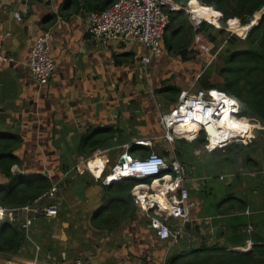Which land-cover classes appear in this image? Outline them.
<instances>
[{
    "label": "crops",
    "instance_id": "1",
    "mask_svg": "<svg viewBox=\"0 0 264 264\" xmlns=\"http://www.w3.org/2000/svg\"><path fill=\"white\" fill-rule=\"evenodd\" d=\"M191 2L198 5L196 0L186 3ZM89 4L98 5V0H0L3 53L14 59L0 69V192L35 180H47L58 188L55 198L41 202V206L57 205V216L35 222L30 241L24 242L18 256H12L13 262L5 264H27L35 256L38 264H74L76 260L81 264H168L202 247L224 246L228 252L246 255L263 245L261 141L242 151L229 146L212 152L205 151L200 140L174 141L180 161L188 167L186 185L192 204V224L175 245L155 237L133 198L122 197L115 186H101L85 165H77L98 154L96 162L108 172L125 146L134 157L155 151L167 158L171 146L167 151L161 142L159 115L172 108L180 92H193L199 77L198 61L178 55L184 41L177 38L189 36L184 12L173 15L170 49L167 39L161 41V56L143 66L141 46L127 48L91 37L86 24ZM14 13L21 14L20 22ZM42 32L50 33L48 45L56 68L50 82L39 87L30 81L26 64ZM187 37L183 38L186 50L192 39ZM170 50H175L176 61L169 58ZM136 142H150V146ZM90 143L97 144L94 150ZM7 165L10 176L3 171ZM115 198L123 201L115 202ZM96 214L100 216L94 219ZM22 218L23 214L17 215L13 223L20 226ZM160 219L170 227L179 225L177 220ZM98 225L106 229L99 230ZM46 252L50 259L42 256Z\"/></svg>",
    "mask_w": 264,
    "mask_h": 264
},
{
    "label": "built area",
    "instance_id": "2",
    "mask_svg": "<svg viewBox=\"0 0 264 264\" xmlns=\"http://www.w3.org/2000/svg\"><path fill=\"white\" fill-rule=\"evenodd\" d=\"M178 12H184L192 24L194 35L190 50L193 54L208 53L209 44L203 39V33L197 31L203 23L215 29H219V26L198 17L190 3L183 5L177 0H113L102 11L94 10L87 13L86 24L88 33L96 41L118 42L127 48L132 45L141 46L143 52L140 61L143 66H149L153 59L161 56V41L171 25L173 15ZM13 17L18 22L22 19L19 13H14ZM49 40L48 32H42L34 40L26 64L30 81L39 87L50 82L56 68L55 60L50 53ZM4 42L5 36L0 31V69L2 65L14 62L11 55L3 53ZM222 114L228 116L230 122L236 123L244 133L240 135L230 133V137L227 138L226 130L221 125L224 118L221 117ZM188 124L198 125L191 133V139H188L189 132L185 131L188 130L185 128ZM159 125L163 130L161 142L171 146L167 158L155 151L144 157H134L127 153L129 147L125 146V151L119 158L122 159V163H116L108 172H105L103 163L96 162L100 157L98 154L90 159H81L77 165H85L93 180L104 187L120 185L129 179L138 181L131 188L134 205L148 220L149 228L155 232V237L159 241H170L171 245H175L183 237L186 226L192 224L189 218L192 204L186 185L188 167L180 161L172 146L174 141L182 139L191 142L204 136L205 151L224 150L232 143L245 144L248 139L254 138L252 132L256 126L240 115V106L234 98L216 89L203 88L193 92L187 90L180 92L172 108L160 113ZM209 129L217 131L218 135L214 137L217 140L214 142L210 140ZM135 145L150 146V142H136ZM148 179L152 182L149 185L143 184ZM57 191L58 188L54 185L49 193L37 197L32 204L19 209L8 210L0 207V226L7 220L14 222L17 215L23 214L20 227L24 230V238L30 241V227L35 222L57 216L55 205L41 206L45 199L55 198ZM160 218L177 220L179 225L170 227ZM47 259H50L49 255ZM38 262L35 256L27 264ZM74 264L81 263L76 260Z\"/></svg>",
    "mask_w": 264,
    "mask_h": 264
},
{
    "label": "trees",
    "instance_id": "3",
    "mask_svg": "<svg viewBox=\"0 0 264 264\" xmlns=\"http://www.w3.org/2000/svg\"><path fill=\"white\" fill-rule=\"evenodd\" d=\"M113 0H98V5L89 4L88 10L102 11ZM188 0H185L183 5ZM198 5L204 9H211L222 16L220 25L224 26L225 22L228 23L232 20H238L241 25L250 23V19L258 12L264 9V0H196ZM173 22V17L172 21ZM171 26V25H170ZM186 28V27H185ZM244 28V27H242ZM189 35L192 37L194 32L188 27L186 28ZM214 28L210 25L203 23L197 32L205 33L206 31H213ZM223 29L219 31L223 34ZM185 33V32H183ZM187 37L184 34L177 38V42L183 40L184 43L180 44L178 55L182 60L188 56L186 47ZM211 42L215 39L208 35ZM184 38V39H183ZM188 38V37H187ZM166 37L163 36V40ZM237 39H229V44L232 47L240 46ZM243 43L242 49L237 48L235 52H230V49L225 50L224 54V67L221 70V79L224 81L221 85H213L205 80L199 82L200 88L203 89H216L230 97L234 98L242 106L240 115L249 118L252 121L259 122L264 125V13L261 16V21L258 26L251 27L246 37L239 41ZM183 45V47H181ZM231 47V48H232ZM178 95V94H177ZM254 138L249 139L246 145L241 143H232L229 146H234L235 150L242 151L245 147L260 141V137L264 140V130L255 132ZM195 140H200L202 147L204 146V136H200ZM194 140V141H195ZM91 149L94 150L96 145L89 144ZM224 149V150H225ZM250 150H253L250 148ZM7 176H10V165L3 170ZM148 181V180H147ZM138 181L129 179L120 185H113L116 191L124 197L127 194L129 200L131 188ZM146 182V181H145ZM51 188V183L47 180L29 181L15 186L7 192H0V206L5 208H21L32 204V202L41 195L47 193ZM115 202L120 203L122 198H115ZM98 216V217H97ZM100 215L96 214L94 219L99 218ZM9 221L0 226V254L5 256H18L26 241L24 238V230L21 229L16 223ZM100 223V221H98ZM99 230L106 229L105 227L97 226ZM107 229H110L108 227ZM168 264H264V244L253 247V251L246 254H236L226 251L224 246L212 248L202 247L198 251L182 255L181 257L170 259Z\"/></svg>",
    "mask_w": 264,
    "mask_h": 264
},
{
    "label": "rangeland",
    "instance_id": "4",
    "mask_svg": "<svg viewBox=\"0 0 264 264\" xmlns=\"http://www.w3.org/2000/svg\"><path fill=\"white\" fill-rule=\"evenodd\" d=\"M186 4L187 3H185L184 5H186ZM263 13H264V9L262 11L256 13L250 19V22H251L250 24H252L251 27L258 26V24L261 21V16L263 15ZM236 21L239 22L237 19H236ZM186 23H187V26L190 27L192 32H194L193 28H192V24H191V22L188 19H187ZM238 24L239 23H237V25ZM250 24H247V25L239 24V25L241 27H246V26H249ZM251 27H248L247 29H242L241 28V30L238 27L237 29H235L236 30L235 31L233 29L232 30L229 29V26H227V21L225 22L224 26L220 25V23H219V29H215L214 28L213 31H206L203 34V39L209 44V47H210L209 52L208 53H204L203 55H199V54H195V53L193 54L192 50H190L191 49V44H192V39H193V36H192L191 42L189 43V46H188V49H187V53H188V57H191V59H194L196 62L198 61L197 62L198 68H197V70H195V72H196V76L197 77L199 76V77L197 79L198 82L196 84H193L191 90H193V89L197 90V88H198L197 86H198L200 80L201 81L205 80L207 82L212 83L213 85H221V84L224 83V81L220 77V75H221L220 73H221V70L224 67L225 50L226 49H230L231 50L230 52H235L237 50V48H239V49L244 48L243 47V43L239 42V41H242L246 37V35L250 31ZM221 29H223V31H224L223 34L219 33V31H221ZM171 30H172V28H168L167 32L165 33L168 36V37H166V39H167L166 42L168 44L167 50H169L170 47H171L170 40H169V35L171 33ZM208 35H211V37H213L215 39V42H211L209 40ZM190 37L191 36L189 35L188 38H190ZM229 39H237V40H239L238 44L240 46H235V47L230 46ZM170 52H172V53L169 54V58L172 61H176L178 58L175 55V50H172V51L170 50ZM169 72H171V71H169ZM188 91H190V90H188ZM237 104L240 106V112H241L242 106H241V104L239 102H237ZM242 117H244V116H242ZM244 118L247 119L251 124L256 126L255 130L252 132L253 136H255L254 135L255 132H259V131H263L264 130V125L263 124H261L259 122L252 121V120H250L247 117H244ZM260 138H261L260 139L261 143H264L263 138L262 137H260ZM162 144H164L167 147L165 149L168 151L169 145L165 144L163 142H162ZM55 206L57 207V205H55ZM57 209H58V207H57ZM45 220H48V219H45ZM44 251H46V250H44ZM28 252H29V250H28ZM48 252H46L44 255H42L44 257V259H45V257L47 255H49ZM25 256L27 257L28 255H25ZM14 258H16V257H14ZM13 260H14L13 257L0 255V264H5V261L6 262H13Z\"/></svg>",
    "mask_w": 264,
    "mask_h": 264
},
{
    "label": "bare ground",
    "instance_id": "5",
    "mask_svg": "<svg viewBox=\"0 0 264 264\" xmlns=\"http://www.w3.org/2000/svg\"><path fill=\"white\" fill-rule=\"evenodd\" d=\"M190 5L197 12L198 17H201V18H203L205 20L210 21L215 26H219L218 23H217V21L220 20V18H221V15L219 13L214 12L211 9L201 8L195 2H191ZM237 23L238 22L236 20H232V21L229 22L228 26H229L230 29H234L235 30V29H237L239 27L240 30H241L242 27L240 25L238 26ZM251 26H252V24H250L249 26H246V27H244L242 29H247L248 27H251ZM221 117H224L223 118V122H222L221 125H222V128L226 130L225 133H226V137L227 138L230 137V133H232V134L236 133V134H239V135L244 133L243 130L236 123H231L230 122V120H229L230 118L228 116L222 114ZM199 121H201V119ZM185 128L188 129V130H185V131L189 132L188 139L189 138L191 139V137H192L191 133L194 132L198 128V125H196V124H193V125L188 124L187 127H185ZM209 132H210V140L212 142L216 141L217 139L214 138V137H216L218 135L216 133L217 131L214 130V129H209ZM246 134H248V133L246 132ZM12 223H10V224H12Z\"/></svg>",
    "mask_w": 264,
    "mask_h": 264
},
{
    "label": "water",
    "instance_id": "6",
    "mask_svg": "<svg viewBox=\"0 0 264 264\" xmlns=\"http://www.w3.org/2000/svg\"><path fill=\"white\" fill-rule=\"evenodd\" d=\"M221 19H222V16H221L220 20H218L217 22L219 23L221 21ZM120 163H122V159H119L118 164H120Z\"/></svg>",
    "mask_w": 264,
    "mask_h": 264
},
{
    "label": "clouds",
    "instance_id": "7",
    "mask_svg": "<svg viewBox=\"0 0 264 264\" xmlns=\"http://www.w3.org/2000/svg\"><path fill=\"white\" fill-rule=\"evenodd\" d=\"M250 23H251V22H250ZM250 23H249V24H250ZM192 142H193V141H192Z\"/></svg>",
    "mask_w": 264,
    "mask_h": 264
}]
</instances>
